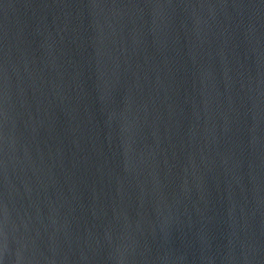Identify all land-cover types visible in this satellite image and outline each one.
Returning a JSON list of instances; mask_svg holds the SVG:
<instances>
[{
  "label": "water",
  "instance_id": "obj_1",
  "mask_svg": "<svg viewBox=\"0 0 264 264\" xmlns=\"http://www.w3.org/2000/svg\"><path fill=\"white\" fill-rule=\"evenodd\" d=\"M0 264H264V0H0Z\"/></svg>",
  "mask_w": 264,
  "mask_h": 264
}]
</instances>
